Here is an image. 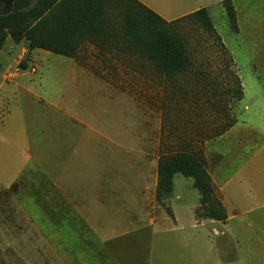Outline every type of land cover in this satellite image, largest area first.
Returning <instances> with one entry per match:
<instances>
[{
    "label": "rangeland",
    "instance_id": "1",
    "mask_svg": "<svg viewBox=\"0 0 264 264\" xmlns=\"http://www.w3.org/2000/svg\"><path fill=\"white\" fill-rule=\"evenodd\" d=\"M138 1L178 18L171 0ZM233 3L237 32L222 3L209 9L216 36L177 19L192 66L171 79L127 43L117 11L105 45L75 58L5 38L0 76L17 75L0 78V119L8 95L32 152L11 186L0 171V264H264V0ZM9 149L18 168L24 149ZM182 152L204 162L227 221L198 216L181 174L157 199L161 159Z\"/></svg>",
    "mask_w": 264,
    "mask_h": 264
},
{
    "label": "trees",
    "instance_id": "2",
    "mask_svg": "<svg viewBox=\"0 0 264 264\" xmlns=\"http://www.w3.org/2000/svg\"><path fill=\"white\" fill-rule=\"evenodd\" d=\"M222 6L237 32L233 0L223 1ZM2 7L0 2V48L9 35L16 43L27 41L30 52L43 50L64 58H75L83 43L105 45L109 14L117 11L127 43L160 74L171 79L192 66L184 41L175 30L178 20L167 22L138 0H12V9L6 15H1ZM181 20L196 22L207 33L216 36L207 9ZM239 94L243 95L242 90ZM176 174L193 179L194 187L200 193V218L217 222L228 220L204 162L191 153L182 152L161 159L157 184L159 201L173 192Z\"/></svg>",
    "mask_w": 264,
    "mask_h": 264
},
{
    "label": "crops",
    "instance_id": "3",
    "mask_svg": "<svg viewBox=\"0 0 264 264\" xmlns=\"http://www.w3.org/2000/svg\"><path fill=\"white\" fill-rule=\"evenodd\" d=\"M223 1H225V0H207V2L204 3V2H201L200 0H171L170 14L177 15V17H178L177 19H179L182 17L189 16V15H191V14H193V13H195L201 9H207L209 11L210 4H217V5L220 4L221 5V3ZM158 15H160V14H158ZM176 20H174V21H176ZM167 22H173V21H167ZM86 44H90V43L89 42L83 43L81 48L83 46H85ZM7 71H9V70H7ZM6 72L0 76L1 80H4L3 85L8 84V83H10V84L13 83L12 79L9 81L6 80L7 79ZM8 98H10L8 95L2 97V99H3L2 100V104H3L2 107H4V109H6V111L3 113V115L1 116V119H0V147H2V146L6 147V150H4L1 153L6 154L7 158L6 159L4 158V160H0V164H1L0 171L8 168V170H10V171L12 170L10 172V174H13L12 172L14 171V174H13L14 176H11L10 179H12V182L8 186H4L0 180V183L4 187L11 186L16 181V179H18V177L20 176V174L22 173L24 168H26L28 161L31 160V152H32L31 147H30V145H32V141L28 136V132H26V130H22L21 133H19V135H17V132L12 130L11 127H9V125H10L9 121L13 115V112L15 111L14 110L15 107L11 106V104H10L11 101ZM248 108H249V106L245 105L244 109L248 110ZM20 110H21L20 116H21V118H24L25 117L24 109L20 108ZM231 125L232 126H229V129L226 130L222 136H220V142L222 140V143H224V140L226 138H228L229 136H232L233 134L235 135V133L237 132V128L239 126V120L237 122L231 124ZM228 140H230V137L226 140V142ZM239 142H241V140ZM10 144L21 145V148L24 149V150H22V154L20 155V157H24V160L22 159V161H20V166L18 168H17V162H16L17 156H16V153H14L15 154L14 157L11 156L12 152L9 149ZM25 150H28L29 153L25 152ZM220 152L224 155V157L227 154V152H224L222 150ZM15 167L17 168V170H15ZM239 175L240 174L236 175V177H234V179H237V177ZM5 177H6L5 173L0 174V179L4 180ZM225 177H227V176L225 175Z\"/></svg>",
    "mask_w": 264,
    "mask_h": 264
},
{
    "label": "water",
    "instance_id": "4",
    "mask_svg": "<svg viewBox=\"0 0 264 264\" xmlns=\"http://www.w3.org/2000/svg\"><path fill=\"white\" fill-rule=\"evenodd\" d=\"M6 3V7L2 10L1 15L8 14L12 9V0H7Z\"/></svg>",
    "mask_w": 264,
    "mask_h": 264
},
{
    "label": "built area",
    "instance_id": "5",
    "mask_svg": "<svg viewBox=\"0 0 264 264\" xmlns=\"http://www.w3.org/2000/svg\"><path fill=\"white\" fill-rule=\"evenodd\" d=\"M18 72H20L21 70L20 69H16ZM34 72V69L32 70ZM15 75H17V73L13 72V74L9 75L8 76V79H13V78H16Z\"/></svg>",
    "mask_w": 264,
    "mask_h": 264
},
{
    "label": "flooded vegetation",
    "instance_id": "6",
    "mask_svg": "<svg viewBox=\"0 0 264 264\" xmlns=\"http://www.w3.org/2000/svg\"><path fill=\"white\" fill-rule=\"evenodd\" d=\"M3 0H0V2H2ZM5 1H7V0H5ZM7 4V3H6ZM5 7H6V5H5ZM3 10V9H2ZM2 10H1V12H2Z\"/></svg>",
    "mask_w": 264,
    "mask_h": 264
}]
</instances>
